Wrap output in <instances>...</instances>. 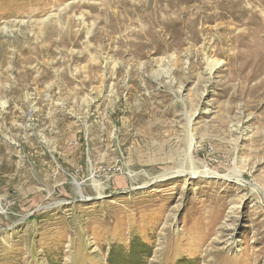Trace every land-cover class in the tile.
Masks as SVG:
<instances>
[{
	"label": "rangeland",
	"instance_id": "rangeland-1",
	"mask_svg": "<svg viewBox=\"0 0 264 264\" xmlns=\"http://www.w3.org/2000/svg\"><path fill=\"white\" fill-rule=\"evenodd\" d=\"M0 264H264V0H0Z\"/></svg>",
	"mask_w": 264,
	"mask_h": 264
},
{
	"label": "bare ground",
	"instance_id": "bare-ground-1",
	"mask_svg": "<svg viewBox=\"0 0 264 264\" xmlns=\"http://www.w3.org/2000/svg\"><path fill=\"white\" fill-rule=\"evenodd\" d=\"M236 12V11H235ZM190 19V18H189ZM178 20V19H177ZM177 20H175V21H177ZM188 20V19H187ZM174 21V20H173ZM192 22V21H191ZM168 23V22H167ZM179 23H174L173 24V27L174 26H176L177 27V25H178ZM182 24L183 25H185V22H182ZM188 24V23H187ZM164 26V25H163ZM171 27V26H170ZM172 28V27H171ZM183 28V27H182ZM181 28V29H182ZM185 28V27H184ZM148 29H151V28H148ZM162 29V28H161ZM168 29V28H167ZM180 29V30H181ZM188 29V28H187ZM174 30L175 29H173V32H172V35H171V41H172V39L174 40L175 39V34H176V32L177 31H175L174 32ZM150 31V30H149ZM161 31H163V30H161ZM170 31V30H169ZM182 31V30H181ZM169 33V32H168ZM146 34H149V32H146L145 30H144V32H143V36H145ZM141 35V34H140ZM154 35V34H153ZM149 36V35H148ZM152 36V35H151ZM166 36V35H165ZM151 39V38H150ZM155 39V38H154ZM236 40V39H235ZM174 42V41H173ZM218 43V45H221L223 42H222V39H219V42H217ZM176 45V44H175ZM146 46V45H145ZM153 48V47H152ZM157 50V49H156ZM164 50V49H163ZM159 51V50H158ZM210 51L208 50V51H206L205 50V52H204V54H203V56H204V61H205V63H206V77H207V79L210 81L211 79H212V76H213V74H214V72H215V69L217 68V67H219V65H220V62L218 61V60H216V59H211V57H209V55H210ZM171 60H173V59H171ZM171 60H169V62H171ZM191 119L190 120H188V127L190 128V126H191ZM188 154H187V157H188V159L189 160H191V150H192V144H193V137L190 135V133H189V137H188ZM171 173V172H170ZM164 174V173H163ZM162 174V175H163ZM167 174H169V173H167ZM178 174H182V175H192V176H194V175H196V174H199V173H197V172H191V173H187V172H183V171H179V173ZM161 175V176H162ZM164 176V175H163ZM238 178V177H237ZM239 179V178H238ZM143 183H145V181H143ZM93 185H94V188H95V190L97 191V194L99 195V196H101L100 195V191H102L101 190V187L95 182V181H93ZM102 194V193H101Z\"/></svg>",
	"mask_w": 264,
	"mask_h": 264
}]
</instances>
